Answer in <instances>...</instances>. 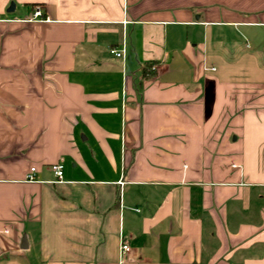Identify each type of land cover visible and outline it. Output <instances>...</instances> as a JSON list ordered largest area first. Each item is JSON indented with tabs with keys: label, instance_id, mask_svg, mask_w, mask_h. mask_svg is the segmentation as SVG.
I'll use <instances>...</instances> for the list:
<instances>
[{
	"label": "crops",
	"instance_id": "1",
	"mask_svg": "<svg viewBox=\"0 0 264 264\" xmlns=\"http://www.w3.org/2000/svg\"><path fill=\"white\" fill-rule=\"evenodd\" d=\"M0 264H264V0H0Z\"/></svg>",
	"mask_w": 264,
	"mask_h": 264
},
{
	"label": "built area",
	"instance_id": "2",
	"mask_svg": "<svg viewBox=\"0 0 264 264\" xmlns=\"http://www.w3.org/2000/svg\"><path fill=\"white\" fill-rule=\"evenodd\" d=\"M32 17H33V19H38V18L40 19L41 8L39 5L33 6ZM108 53L115 58H121V57H123L124 49H123V47H121L120 49L109 48ZM63 167L64 166H63L62 160H59L58 162H56L55 164H52L50 166V171H51V173L54 176L56 181H60L62 179ZM34 172H35V168L34 167L30 168L28 174L26 175V179L27 180H33L34 179ZM128 251H129L128 245L124 242H121L120 246H119V251H118L119 259H123L124 255Z\"/></svg>",
	"mask_w": 264,
	"mask_h": 264
},
{
	"label": "water",
	"instance_id": "3",
	"mask_svg": "<svg viewBox=\"0 0 264 264\" xmlns=\"http://www.w3.org/2000/svg\"><path fill=\"white\" fill-rule=\"evenodd\" d=\"M8 9H13V4L11 3L10 5H9V8ZM25 242H24V240H22V245L24 244Z\"/></svg>",
	"mask_w": 264,
	"mask_h": 264
}]
</instances>
